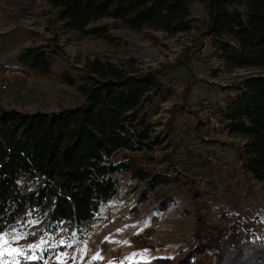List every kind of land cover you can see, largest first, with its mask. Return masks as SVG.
Masks as SVG:
<instances>
[{
    "label": "trees",
    "instance_id": "trees-1",
    "mask_svg": "<svg viewBox=\"0 0 264 264\" xmlns=\"http://www.w3.org/2000/svg\"><path fill=\"white\" fill-rule=\"evenodd\" d=\"M46 1L58 10L66 28L102 38L107 37L105 27L89 25L105 17L135 32L153 29L168 36L190 32L195 27L191 4L206 1L205 34L225 69L264 71V0ZM17 60L30 72L51 73L48 44L24 47ZM133 62L117 65L94 56L73 67L79 71L76 74L61 70V81L77 84L84 97L74 107L30 112L0 106V224L5 225L0 233L17 222L37 219L43 223L41 232L55 235L65 225L84 240L89 236L87 225L115 195L119 175L127 173L143 183L139 204L151 195L157 200L164 196L157 193L161 183L179 182L175 174L152 175L135 157L145 152L150 160L148 152L161 143L153 135L155 124L148 111L164 83L159 71L139 70ZM235 88V96L218 109L229 133L246 138L235 166L248 181V190L251 181L264 187V72L245 76ZM202 126L196 113L195 128ZM165 160L172 162V155L166 154L161 161ZM193 260L196 264H264V222L222 212L218 222L202 223L192 247L176 264ZM131 264L173 263L153 259Z\"/></svg>",
    "mask_w": 264,
    "mask_h": 264
},
{
    "label": "rangeland",
    "instance_id": "rangeland-1",
    "mask_svg": "<svg viewBox=\"0 0 264 264\" xmlns=\"http://www.w3.org/2000/svg\"><path fill=\"white\" fill-rule=\"evenodd\" d=\"M191 14L195 17L194 29L175 36L153 29L135 32L105 17L89 25L105 27L107 37L102 38L66 28L58 10L46 0H0V67L24 72V76L4 87L0 82V106L30 112L74 107L83 103L84 97L77 91V84L70 86L61 81L58 77L61 70L76 74L79 71L73 67H81L86 58L94 56L109 58L124 66L132 59L133 66L139 70L159 71L164 83L148 111L150 122L155 124L153 135H158L161 143L148 152L150 160L145 152L136 153L135 157L152 175L169 173L179 179L176 184L158 186L157 193H164L160 199L151 195L139 204L137 198L143 183L134 181L127 173L121 174L115 195L87 225V238L79 240L75 234V241H69L71 247L60 245L59 240H69L74 232L69 233L62 225L57 234L48 235L41 232V220L31 219L38 223L24 231L36 235L14 242L13 247L35 244L50 237L49 242L57 243V247L49 248L45 255L49 264H59L50 257L53 253L60 257L64 252L69 254L68 258L72 254L77 257L72 264H88L89 261L91 264H131L157 257H172L170 260L176 264L192 247L195 232L202 223L218 222L222 212L239 213L249 220L264 222V187L251 181L248 190V181L242 174L240 180L234 182L205 157L209 151H217L214 148H224L220 159L238 165L237 153L243 146L242 140L234 135L217 140L206 127L195 128L198 99L207 98L217 107L222 106L235 96V86L242 78L264 71L225 69L218 50L211 47L205 34L209 25L207 2L194 1ZM44 43L51 50L52 70L48 75L30 72L17 60L24 47ZM163 103L169 109H164ZM189 137L196 140L200 150L188 145ZM166 154L172 155V162L161 161ZM156 167L162 173L157 172ZM188 171L208 178L205 193L195 191ZM21 223L13 227L18 228ZM95 244L97 248L93 250ZM145 249L148 251L144 252ZM97 253L100 258L92 259ZM31 254V250L26 252V255ZM4 260L11 264L7 253Z\"/></svg>",
    "mask_w": 264,
    "mask_h": 264
},
{
    "label": "built area",
    "instance_id": "built-area-1",
    "mask_svg": "<svg viewBox=\"0 0 264 264\" xmlns=\"http://www.w3.org/2000/svg\"><path fill=\"white\" fill-rule=\"evenodd\" d=\"M24 76V72L18 68H12L7 66L0 67V82L1 85L4 87V85H7L8 83H11L18 78ZM164 109H169L165 103H163ZM195 110L197 111V116L199 121L208 128L213 135L214 139L217 140H225L229 139L230 133L229 128L227 126L226 118L224 117L223 113L218 109V107L207 98H201L196 101ZM243 142V144L246 142V138L238 136ZM188 145L195 149L200 150V145L196 142L193 138L187 139ZM213 150V149H212ZM214 151V150H213ZM219 151V152H218ZM218 151H209L205 154V157L208 161L214 163L216 167L221 170L225 175L230 176V178L234 182H238L241 177L240 170L230 162H228L225 159H220L221 154L223 152L219 149ZM160 163L158 164L159 167ZM157 172L162 173L159 168L156 167ZM187 175H189L192 178V184L199 194H203L208 189V178L205 177L201 173H195L188 171L186 172ZM93 250H96L97 246L96 244L93 247Z\"/></svg>",
    "mask_w": 264,
    "mask_h": 264
},
{
    "label": "snow or ice",
    "instance_id": "snow-or-ice-1",
    "mask_svg": "<svg viewBox=\"0 0 264 264\" xmlns=\"http://www.w3.org/2000/svg\"><path fill=\"white\" fill-rule=\"evenodd\" d=\"M26 215H30V213ZM35 223H38V221L26 220L25 222L21 223L18 228L9 226L7 231L0 233V264H9L8 261L4 260L5 253L11 257V264H28L29 261H43V264H49V260H45V255L48 253L49 248L56 249L57 243L60 245H65L66 247H71V243H69V241H75V233H72L71 237H69V240L61 239L57 243H50L49 241L51 238L48 237L42 238L35 244L13 247L12 245L14 242H18L28 236L36 235L34 232L30 233L24 231V229ZM3 227H5V225L0 224V228ZM125 243H127V241H125ZM29 250H31L32 254L26 255V252ZM147 251V249L144 250V252ZM68 257L69 254L66 252L61 253L60 257H56L53 253L50 259H52L54 262L58 260L59 264H65V260H67V264H72V261L77 259L74 254H72L70 258ZM98 258H100L99 253H97V255L92 259ZM153 259L166 260L172 259V257H157ZM88 264H91V261H89ZM109 264H111V262H109ZM192 264H196L195 260L192 261Z\"/></svg>",
    "mask_w": 264,
    "mask_h": 264
},
{
    "label": "crops",
    "instance_id": "crops-1",
    "mask_svg": "<svg viewBox=\"0 0 264 264\" xmlns=\"http://www.w3.org/2000/svg\"><path fill=\"white\" fill-rule=\"evenodd\" d=\"M214 149H216L217 151L220 149L223 153L225 152L224 148H214Z\"/></svg>",
    "mask_w": 264,
    "mask_h": 264
}]
</instances>
